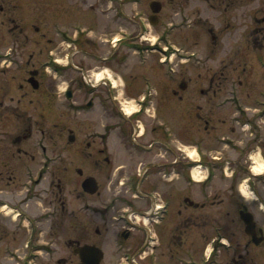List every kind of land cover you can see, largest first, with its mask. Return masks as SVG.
I'll use <instances>...</instances> for the list:
<instances>
[{"label": "flooded vegetation", "instance_id": "af4514ba", "mask_svg": "<svg viewBox=\"0 0 264 264\" xmlns=\"http://www.w3.org/2000/svg\"><path fill=\"white\" fill-rule=\"evenodd\" d=\"M148 6L161 42L203 26L221 59L209 75L197 73L195 90L207 101L223 95L213 105L228 112L213 124L181 113L176 123L157 114L152 96L125 117L119 90L87 81L88 69H56L51 79L52 71L33 64L15 69L17 96L6 100L0 85V215L13 221L0 219V238L9 264H264V0ZM164 6L174 15L165 17ZM192 78L183 76L178 88L186 91ZM56 113L68 126L54 122ZM24 117L32 123L25 126ZM191 126L196 138L179 133ZM191 145L195 160L186 152ZM193 168L207 175L195 180ZM67 191L77 193L81 209L66 208Z\"/></svg>", "mask_w": 264, "mask_h": 264}, {"label": "rangeland", "instance_id": "374dc122", "mask_svg": "<svg viewBox=\"0 0 264 264\" xmlns=\"http://www.w3.org/2000/svg\"><path fill=\"white\" fill-rule=\"evenodd\" d=\"M149 1L0 0V52L10 51L13 59L18 60L21 65L19 67L14 60L10 65L9 59L6 62L2 59L0 61V85H3L4 91L7 92L6 100L10 96L16 97V94H18L17 91L15 92L16 85L14 83L17 80L12 78V75H16L15 69H32V64L34 67L39 68L42 63L49 62L48 55L52 54L64 69H71V64L75 67L88 69L86 74L89 75L87 78L89 80L95 81L99 77L111 75L121 85L119 99L123 102L124 99L127 100L124 108L129 111H137L141 108L134 102L137 99L133 98L139 97L143 92L142 90H144L146 94L150 92L156 97L154 107L158 108L157 114L162 118L178 123L177 120L180 121V115L183 113L193 121H198V117L200 120L204 118L210 124L217 122L216 118L228 112L227 108L216 110L213 105L223 95L217 94V98L207 101L201 98L195 89L197 83H199L196 80L197 73L201 72L202 75H209L206 71H211L212 66H216V63L219 64L221 54H211L209 50L211 45L208 44L210 38L202 34L203 26H185L187 32L184 36L186 38L176 33L161 42L158 31H154L153 28L155 29V27L152 28V25L147 21L150 13ZM170 8L171 6H164L165 17H169L170 14L174 15V12L169 10ZM116 9L124 18L119 15L116 16ZM207 12L211 14V11ZM210 17L214 18L212 15ZM143 22L148 23L144 26ZM211 22L214 21L211 20ZM137 23L139 24L137 25ZM77 26L84 31L76 32L75 28ZM61 27L65 28V33L62 36H60L61 33L57 32L61 30ZM73 35L79 37L77 43L62 39L64 36L73 38ZM121 36H123L122 41H114ZM154 42L161 44L159 50L154 48L156 46H150V43ZM167 44L171 45V47L168 46L171 50L195 52L196 54L194 53L195 55L192 57L193 61L184 65L181 60L173 56L170 61L165 60V63H161L160 61H163L165 56H169L166 55V51H168ZM2 69H8V71ZM170 69H173V71ZM183 76L193 77L186 91L178 88V83ZM51 77V75H48V78L51 79ZM145 81L149 83L147 89L146 85L143 88ZM6 83H9V86ZM63 85L64 83H61V87ZM173 91L177 95H173ZM178 95H181V97ZM129 102H133V104L131 105ZM22 106H25V104ZM210 110L214 114H210ZM149 113H153L152 106L144 114L150 117ZM34 118L33 116L31 120ZM53 119L54 122L61 123L62 127L69 124L66 118H62L57 113L53 116ZM31 120L24 117L20 122L25 123L26 126V124L32 123ZM79 121L86 125L87 117L83 116ZM189 123L191 124V121ZM198 125L202 128L203 122H199ZM18 126L19 124L17 128ZM47 126L52 128L53 124H47ZM43 128L46 129V125H43ZM37 129L38 127L33 125L35 133L38 132ZM1 130H5L4 121H0V132ZM16 130L13 129V131ZM221 130L226 131L227 124ZM181 131L184 134L188 131L187 137L189 139L196 138V131L192 126L188 129L181 127L179 133ZM30 144L28 142L27 146H30ZM60 145H63V143ZM61 153L64 157V159L61 158L62 163H64L69 160V157H72L74 152L70 148L68 151H61ZM191 156H194L193 152ZM65 178L66 176H61L63 184H65L67 190L71 189L73 184L65 181ZM5 182L6 174L0 181V187L4 186ZM41 186L48 188L47 181L43 180ZM65 194L61 195L66 201L67 209H77L78 206L80 208L81 201L73 199L74 195L77 194L76 192L70 194L67 191ZM47 195L48 193L44 194V197L46 198ZM35 205H37L35 202L30 203L28 209L31 210ZM38 205L45 206L42 200ZM42 209L46 208L42 207ZM0 219L8 226L13 222L10 217L3 218L0 215ZM56 234L54 232V235ZM5 242L6 239L1 237L0 264H9L4 252Z\"/></svg>", "mask_w": 264, "mask_h": 264}, {"label": "bare ground", "instance_id": "6f19581e", "mask_svg": "<svg viewBox=\"0 0 264 264\" xmlns=\"http://www.w3.org/2000/svg\"><path fill=\"white\" fill-rule=\"evenodd\" d=\"M126 112H130V111L126 109ZM194 176H195V174H194Z\"/></svg>", "mask_w": 264, "mask_h": 264}]
</instances>
